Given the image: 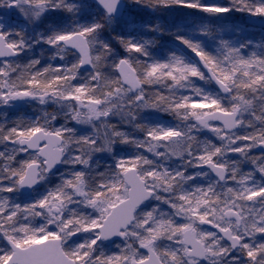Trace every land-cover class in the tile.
<instances>
[{"label": "snow or ice", "instance_id": "6c2138e0", "mask_svg": "<svg viewBox=\"0 0 264 264\" xmlns=\"http://www.w3.org/2000/svg\"><path fill=\"white\" fill-rule=\"evenodd\" d=\"M0 264H264V0H0Z\"/></svg>", "mask_w": 264, "mask_h": 264}]
</instances>
